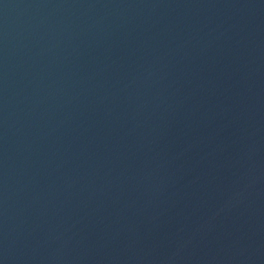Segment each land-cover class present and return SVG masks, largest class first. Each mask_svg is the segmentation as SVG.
<instances>
[{
	"label": "water",
	"instance_id": "obj_1",
	"mask_svg": "<svg viewBox=\"0 0 264 264\" xmlns=\"http://www.w3.org/2000/svg\"><path fill=\"white\" fill-rule=\"evenodd\" d=\"M0 264H264V0H0Z\"/></svg>",
	"mask_w": 264,
	"mask_h": 264
}]
</instances>
